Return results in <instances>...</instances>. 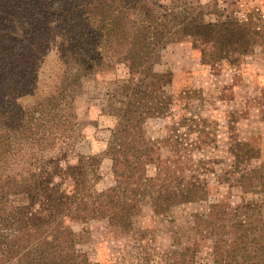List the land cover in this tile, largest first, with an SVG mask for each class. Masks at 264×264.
<instances>
[{"label":"trees","instance_id":"trees-1","mask_svg":"<svg viewBox=\"0 0 264 264\" xmlns=\"http://www.w3.org/2000/svg\"><path fill=\"white\" fill-rule=\"evenodd\" d=\"M175 5L176 0H0V264H94L77 250L66 217L106 218L122 234L146 199L157 210L198 184L186 150L203 142H181L179 154H155L142 131L144 116L135 114L138 94L128 89L119 111L126 122L111 152L113 184L94 190L97 156L62 165L64 157L44 154L67 142L77 125L72 109L81 77L129 59L131 82L152 69V54L176 29L201 40L204 61L242 53L259 32L250 20L235 17L191 22ZM51 37L59 42L61 62L53 88L23 102L35 94L37 55ZM136 90L131 87V93ZM150 163L153 175L147 174ZM90 171L91 183L82 188ZM257 172L250 169L238 180L249 186L257 177L253 185L264 191ZM66 180L73 190L64 189ZM208 214H220L218 203L210 204ZM229 225L221 264L263 262L264 220L237 217Z\"/></svg>","mask_w":264,"mask_h":264},{"label":"rangeland","instance_id":"rangeland-1","mask_svg":"<svg viewBox=\"0 0 264 264\" xmlns=\"http://www.w3.org/2000/svg\"><path fill=\"white\" fill-rule=\"evenodd\" d=\"M175 8L191 22L235 17L250 20L259 32L248 38L242 53L204 61L201 40L176 29L152 54V69L131 82L129 59L81 77L72 109L77 125L67 142L44 154L64 157L62 165L97 156L94 190L114 183L111 152L126 122L119 111L127 89L138 94L135 114L144 116L142 131L155 154H179L181 142H203L186 150L198 184L167 198L157 210L146 199L129 231L116 234L106 218L64 219L77 250L94 264H221L230 222L264 220V191L253 185L257 177L249 186L238 180L250 169L264 177V0H176ZM36 66L35 94L23 102L33 101L48 85L53 88L61 68L56 37L38 53ZM133 86L137 90L131 93ZM148 106L150 113L144 111ZM154 172V164H148L147 174ZM90 173L82 188L91 183ZM65 183L64 189L73 190L70 180ZM212 203H218L217 216L208 214Z\"/></svg>","mask_w":264,"mask_h":264}]
</instances>
